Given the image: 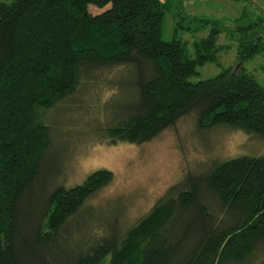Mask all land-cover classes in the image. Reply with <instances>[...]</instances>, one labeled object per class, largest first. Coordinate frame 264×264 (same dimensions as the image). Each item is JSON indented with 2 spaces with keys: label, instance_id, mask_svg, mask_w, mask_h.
<instances>
[{
  "label": "trees",
  "instance_id": "obj_1",
  "mask_svg": "<svg viewBox=\"0 0 264 264\" xmlns=\"http://www.w3.org/2000/svg\"><path fill=\"white\" fill-rule=\"evenodd\" d=\"M168 9L170 0H0V264L264 262V154L187 171L127 225L82 215L111 169L57 180L55 112L89 102L103 115L92 130L110 142L149 140L192 114L201 131L229 127L264 143V80L241 66L264 54V9L227 28L239 64L195 81L198 65L217 60L225 27L177 10L209 28L191 55L178 36H162Z\"/></svg>",
  "mask_w": 264,
  "mask_h": 264
},
{
  "label": "rangeland",
  "instance_id": "obj_2",
  "mask_svg": "<svg viewBox=\"0 0 264 264\" xmlns=\"http://www.w3.org/2000/svg\"><path fill=\"white\" fill-rule=\"evenodd\" d=\"M170 1L171 9L165 12L163 18L162 36L166 39L178 36L187 43L191 55H194L193 41L205 36L209 28L199 26L200 21L188 22L187 17L180 18L174 14L177 10H181L182 15L217 19L225 27L217 37V44L223 45L217 51V60L198 65L197 71L189 76L192 81L215 75L225 67L238 65L236 41L229 36L227 28L232 27L235 18L243 11L247 10L253 16L258 8L264 9V0ZM91 9L98 10L94 7ZM177 21L191 28H176ZM241 66L258 81L264 80V54L256 53L246 58ZM116 90L117 87L104 89L101 96L108 98ZM82 101L84 104V97ZM96 108L95 103L89 102L82 107L56 111L53 117V140L63 151V158L65 156L64 167L57 178L59 182L64 185L82 182L89 172L100 167L113 171L112 180L88 201L93 208H85L82 212L86 220L90 216L103 214L109 222L115 217L123 225L131 224L187 171H196L197 168L206 167L215 158L241 152L264 154V151L251 153L264 149L263 142L237 129L215 127L201 131L194 123L192 114L180 117L149 140L139 143L110 142L99 138L92 130L97 120L103 117ZM107 259L104 264H108Z\"/></svg>",
  "mask_w": 264,
  "mask_h": 264
}]
</instances>
